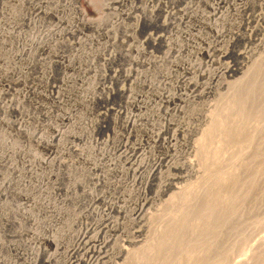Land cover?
<instances>
[{
    "label": "rangeland",
    "instance_id": "obj_1",
    "mask_svg": "<svg viewBox=\"0 0 264 264\" xmlns=\"http://www.w3.org/2000/svg\"><path fill=\"white\" fill-rule=\"evenodd\" d=\"M246 1L249 2V0H0V36L4 35L0 37V133L4 140L3 143L0 142V156L3 157L2 159L0 157V193L2 192L0 216L14 219L16 223L5 224V219H1L0 239L4 245L10 246L11 243L22 246L20 250L4 247L1 251L3 254L0 253L1 257L8 258L15 264H65L64 248L78 246V252L72 254L71 251L69 257H72V260L75 257L84 259L91 257L92 260L97 255L95 248L100 247L98 242L103 237L114 236L112 225L116 221L119 224H126L128 230L131 226L130 218L135 217L133 213L139 210L144 201L152 203L157 201V197L160 200L164 199L165 196H158V191L166 187L167 179L174 184L178 182L183 184L191 180L192 177H189L184 166L185 159L190 157L188 143L191 138L197 136L195 130L202 123L201 114L205 113L204 109L216 101L217 93L224 91L219 89L216 78L211 79V76L218 74L226 64H242L240 69L242 70L249 62V55L261 51L258 46L264 40V0H250L253 3L249 6L250 9L246 12L241 9L239 11ZM150 11L155 23H140L139 17L143 15L142 13ZM192 11H196L198 15L202 14V17L191 19L184 15ZM215 12L224 13L229 17L235 15L232 18L236 21L254 15L253 23L243 28L232 27L233 31L246 32L250 37L247 41L236 42L233 46L239 53L244 51L245 58L230 54L222 60L212 52L211 48L217 45L218 38L206 23L216 22L213 17ZM127 14H130V17ZM81 15L89 19L96 16L94 20L100 17L102 23L97 21L93 26L86 27L79 21ZM201 21L204 24H201ZM161 22H166L165 26H162ZM255 24L258 25L256 31L252 30ZM100 26L103 29L105 27L103 32L99 30ZM11 34L13 35L10 36ZM158 36H163L169 41L164 44H152L146 40ZM43 37L47 45L44 49L37 48L34 39L39 40ZM225 39L226 36L218 47L224 49L228 47ZM21 48L30 49V54L20 57ZM202 48H209L213 56L204 57L200 53ZM111 55L118 57L111 60ZM3 60L5 63L1 62ZM4 71L9 72L6 78H2ZM125 72H132L137 77L142 74L141 78L147 74L145 77L147 81L144 84L134 83L131 86L134 96L131 95L135 98L131 97L129 100L138 99L140 109L126 103L128 99L111 94L112 89L129 85L121 77ZM240 74V71L232 74L227 81L238 79ZM117 75L119 80L115 82L112 78ZM194 81L197 82V87H193ZM201 91L206 92L202 97L199 96ZM169 93H175L177 96L181 94L183 99L184 96H189V100L187 103L175 101L174 104L165 105L163 103L165 98L160 96ZM95 95L100 98H96ZM145 104L148 105L146 108L148 115L150 114L156 122L154 127V122L148 121L153 124L146 125L150 131L155 133L171 119L174 124H180L181 127L186 126L184 124L195 126V130L183 132L189 141L180 134L177 140L165 144L167 147H156L149 136H144L140 128L133 131L127 128L124 116L139 117L145 110ZM185 104L188 106L186 113L172 114L175 113L174 108ZM56 129L64 131L57 146L49 150L39 144V135L51 139ZM171 133L172 130H169L163 136L170 138ZM148 152H152L150 163L158 160L163 154L167 156V162L160 167V176L151 185L135 177L127 169L133 162L137 163L142 158L141 153L149 154ZM83 153L86 155H82ZM39 159L49 162L45 164ZM57 172L56 175L52 174ZM4 180L10 181L7 189L2 188ZM67 187L69 189H66ZM19 192L27 193L28 197L20 195ZM171 192L172 189L169 190V193ZM89 193L100 198L93 199ZM122 204L125 208L124 213L119 214L112 210L113 206ZM54 205L60 207L59 211L63 212L60 220L56 219L55 211H51L57 208ZM104 225L108 228H102ZM61 227L64 229L63 233L67 234L63 235L65 247L57 251L54 259L46 260L47 255L54 254L53 246L43 243L40 245L45 250V256L31 252L23 246L31 242L30 244L36 247L39 243L37 234L54 235L62 230ZM263 229L264 226L262 232ZM79 231H88L89 235L99 238L94 245L93 254L86 251L92 247L91 244L84 246V243L75 240ZM262 232L260 234H264ZM111 250L110 245L106 250L110 256H107L102 264H109L111 259L114 260Z\"/></svg>",
    "mask_w": 264,
    "mask_h": 264
},
{
    "label": "bare ground",
    "instance_id": "obj_2",
    "mask_svg": "<svg viewBox=\"0 0 264 264\" xmlns=\"http://www.w3.org/2000/svg\"><path fill=\"white\" fill-rule=\"evenodd\" d=\"M251 4L253 3L250 2V0L249 2L247 1L243 2V6L239 8V11L241 9V11L246 12L247 10L250 9L249 6ZM94 5L97 7L96 4ZM142 14L143 15L139 17L140 23L150 24L154 22L153 20L154 17H152L153 14L151 13V11L143 12ZM127 15L129 16L130 14ZM184 15H187V17H190L191 19L202 17V14L198 15L196 11L187 12L184 13ZM232 16L235 15H231V17H229L228 15H224V13L217 14V12H215L213 14V17L216 20V22L212 24L206 23V25L212 31H214L215 36L218 38L216 39L217 45L211 48L212 52L216 53L215 55H217L218 58L222 60L224 58H227L230 54H235L238 57L245 58V55L243 53L244 51L242 53H239L237 50L233 48V46L236 42L247 41V39H250V37L246 32L245 33L235 32L236 30L233 31L232 27L236 26L237 28H243L247 24L253 23L255 21L254 15L253 16L250 15L245 18L243 17V19H241L240 21H236L234 18H232ZM95 18L97 17L95 16L94 19ZM94 19H89L84 15H81L79 21L83 25H86V27L93 26L94 24H96L97 21L102 23V19L100 17H98L97 20ZM165 24L166 22L164 23L161 22L162 26H165ZM201 24H204V22L201 21ZM98 28L102 32L105 29V27L103 29L102 26ZM252 30L255 31L258 30V25L255 24ZM12 35L13 34H11L10 36ZM225 36H226L225 41L227 42L226 45L228 46L226 49L218 47V44L224 39ZM0 37H4V35ZM146 40H148L152 44L155 43L164 44L167 43V41H169L163 36L149 37ZM34 44L37 46V48L40 49H44V47L47 45L46 41L44 40V37L42 39L39 38V40L34 39ZM259 45L260 46L258 47L261 48V51L257 50L258 52L249 55L250 56V58L248 56L249 62L242 70H240L242 64L239 63L235 65L226 64L222 67V69L218 74H214L216 75L215 77H213L214 75L211 76V79L216 78L219 89H222L224 91L223 92L221 91L222 93L221 92L217 93L216 94L217 97L215 98L216 101L208 105L207 108L204 109L205 113L201 114L202 123H200L199 125L200 127L198 128L196 127L197 128L196 130H195V126L184 124L186 126L181 127L179 126L180 124L179 125L174 124L171 121V119H168L167 122L164 123L165 125L161 126L162 128H160L155 133H153L152 131H150V128L146 126V125L152 126L154 124L155 127L156 124L154 119H152L150 114L148 115L146 111V108L148 106L147 104H145L144 106L145 110L139 115V117H132L127 115L124 116L125 117L124 123L127 126V128H130V130L132 131L140 128L144 136L146 137L149 136L152 142L154 143V146L156 147H162L165 146V144H170L171 140L174 139L177 140V137L178 136L180 137V134L184 136L183 132H188L191 129L195 130L197 132L196 133L197 136L195 138H191L190 141L187 139L186 135L184 136L185 140L189 141L188 152L190 153L189 154L190 157L185 159L184 166H186V172L189 175V177H192L193 179L191 178L190 181L184 182L185 184L184 183L179 184L180 182L178 181H177L178 184H174L171 183L172 182L171 180L167 179L168 182L167 184H165L166 187L158 191V196L159 195L160 197L165 196L164 199L160 200L157 197V201H153L152 203L151 202L147 203L146 201H144L141 204L139 210L133 213L135 217L133 215L134 218L132 217H131L132 219L130 218L129 224H131V226L129 227L128 230L126 229L127 228L126 224L125 225L123 223L119 224V222L116 221L114 225H112L114 236L112 235V236L103 237V239L100 242H98L99 238L96 239L97 238L96 236L89 235L88 231H83V232L79 231V233L75 237V240L77 242L84 243V246L88 244L92 245V247H89L90 249L86 250L88 254L89 252H91V254L94 253L93 252L94 245L96 244V242H98V244L100 245L99 248L96 246L98 248V249L95 248L97 255L92 260L90 259L91 257L89 259H84L82 257L80 258L75 257L74 260L71 259L72 257H69L71 251H73L72 254L76 253L78 252L79 247L78 246L77 247L73 246L71 248L65 247L64 244L65 236L63 237V235L66 233H63L64 229H62V227H61L62 230L58 231L57 234L54 235L41 236L37 234L39 243L36 247L32 246L30 244L31 242L25 243L23 244V246L31 250V252L32 251L37 252L38 255H44L45 253L44 248L40 247L42 243L53 246L54 247L53 250L55 251L52 252H54V254L47 255L46 260L54 259L55 254H57V251L65 247L64 248V251L66 252L65 253L66 256L64 258L65 264H102L103 260L107 256H110L106 251L107 247L110 245L112 249L111 251H113L114 260L111 259V261H109V264H264V234H260V232H262L261 230L262 226H264V40H262V43H259ZM20 52H18L20 53L19 54L20 57L22 55L28 56L31 50L27 48L26 49L21 48ZM200 53L207 58H211V56H213V53L211 55L209 48L206 49L202 48ZM96 56L98 57L99 55ZM117 57H118L117 55H111L110 59L111 60L117 59ZM108 58L107 60L108 62H110ZM1 62H4V60ZM239 71L241 74L238 77V79L236 78L232 81H227L228 77L230 78L232 74L238 73ZM200 72L201 71H199V73ZM140 75L142 74H139L137 77V75L132 74V72H125L124 74H122L121 77L122 80H124V82L125 81L128 82L129 85L127 87H116L111 90V94L118 95L121 98L128 99L126 103H129L135 109H140V105L137 104L138 99L129 100V98L134 96L133 90H131L132 88L131 86L134 83L144 84V82L147 81V78H145L147 74H145L146 76H144V78H141ZM8 76H9V72L4 71L2 78H6ZM101 78L103 77L101 76ZM112 79H114L115 82L118 81L119 75L114 76ZM192 85L193 87L198 86L196 81L192 82ZM205 93L206 92L201 91L199 93V96L202 97L203 95H205ZM95 97L98 99L100 98L97 95H95ZM160 97L165 98V101L163 102L165 105H169L170 103L174 104L175 101H181V104L182 102L187 103L189 100V96H184L185 99H183L181 94L177 96L175 93L161 95ZM190 97H191V93H190ZM11 99L12 98H10V100ZM187 107H188L187 104H185L182 105L181 107L174 108L175 113L172 114L178 115L184 112L186 113ZM148 121H153L154 123L151 124L148 123ZM169 130H172V133L170 134V138H165L163 135ZM63 134H64L63 130L56 129L55 134H53L51 139H45L44 137L39 135L38 142L39 144L43 145V147L46 146L47 149L50 150L51 148L57 146L58 142L62 139L61 137L63 136ZM3 141H4L3 136L0 133V142L3 143ZM125 145L126 144H124V146ZM148 153L149 154L141 153L142 158L139 159L137 163L133 162L131 167L127 169L131 171L135 177L143 180L146 184L151 185L152 182L158 179V177L160 176V172H161L160 167L163 166L164 162H167L166 159L167 156L166 154H163L160 158H158V160L152 161L150 163V158H151L150 156L152 152L151 153L148 152ZM82 155H84V153ZM0 157L1 159L3 158L2 156ZM24 160L26 161L25 158ZM39 161L45 164L49 162L48 160L46 161L42 159H39ZM29 163L32 162L29 161ZM8 164L10 163L8 162ZM66 167L68 169V166ZM52 174L56 175L58 174V172ZM49 176L50 175H48V177ZM9 184L10 181L4 180L3 184L1 185L3 189H7ZM159 185H161V183ZM66 189L69 188L67 187ZM171 189L172 192L169 193V190ZM66 191L69 192L70 190H66ZM19 194L28 197L27 193L23 194L22 192H19ZM90 195L93 196L92 193H89V196ZM94 198L98 199L100 197H98V195H95L93 196V199ZM48 207H50V205ZM124 209L125 208L123 204L121 206L112 207V210L119 214L124 213L123 212ZM59 210L60 207H57L55 208V210L53 209L51 211H55L56 219L60 220L63 212L61 213V211ZM0 215H2L1 212ZM122 216L124 219L125 218L124 214H122ZM1 219H5V224L16 225L14 219L12 220L10 218H7L6 216L5 217L0 216V220ZM134 224H136L137 226H134ZM106 227H107L106 225L102 226V228L104 229H106ZM262 233H264V231ZM33 239L36 240L35 238ZM4 247L10 248V250L11 248L20 250V247L22 246H20L19 244H11V243L10 246L4 245V242L1 241L0 239V253ZM64 251H62V253H64ZM2 254L3 253H1V255ZM1 255H0V264H15L14 262L10 261L8 258L1 257Z\"/></svg>",
    "mask_w": 264,
    "mask_h": 264
}]
</instances>
